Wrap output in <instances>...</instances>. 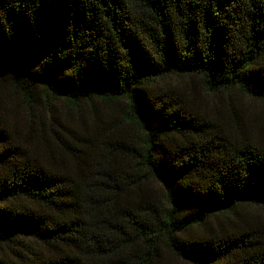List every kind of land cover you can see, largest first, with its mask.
Listing matches in <instances>:
<instances>
[{
	"label": "trees",
	"instance_id": "obj_1",
	"mask_svg": "<svg viewBox=\"0 0 264 264\" xmlns=\"http://www.w3.org/2000/svg\"><path fill=\"white\" fill-rule=\"evenodd\" d=\"M238 97L264 0H0V264H264Z\"/></svg>",
	"mask_w": 264,
	"mask_h": 264
},
{
	"label": "rangeland",
	"instance_id": "obj_2",
	"mask_svg": "<svg viewBox=\"0 0 264 264\" xmlns=\"http://www.w3.org/2000/svg\"><path fill=\"white\" fill-rule=\"evenodd\" d=\"M199 85V82L197 83ZM200 96L201 99L209 100V105L222 108L226 106V100L224 101L222 98H216L213 96L206 95L201 89H200ZM205 95V96H204ZM236 107V113L238 116H242L244 118L249 117L251 121L254 123L253 129L259 128L262 132H264V103L259 101H254L252 99H248L245 97H238L237 101L234 102ZM250 212L255 214L260 220L264 222V210L261 209H252ZM169 259L172 261V264H183L180 262V260L175 259L173 257H169Z\"/></svg>",
	"mask_w": 264,
	"mask_h": 264
}]
</instances>
